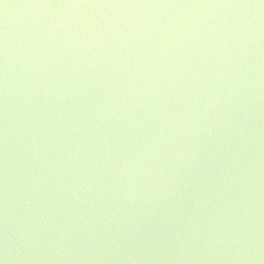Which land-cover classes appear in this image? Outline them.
Instances as JSON below:
<instances>
[{"label":"water","instance_id":"water-1","mask_svg":"<svg viewBox=\"0 0 264 264\" xmlns=\"http://www.w3.org/2000/svg\"><path fill=\"white\" fill-rule=\"evenodd\" d=\"M0 264H264V0H0Z\"/></svg>","mask_w":264,"mask_h":264}]
</instances>
